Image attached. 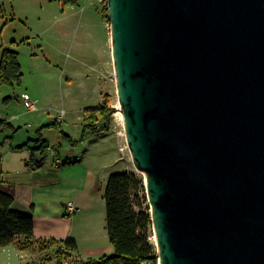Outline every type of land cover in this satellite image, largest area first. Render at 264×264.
I'll use <instances>...</instances> for the list:
<instances>
[{"label":"water","instance_id":"95a60500","mask_svg":"<svg viewBox=\"0 0 264 264\" xmlns=\"http://www.w3.org/2000/svg\"><path fill=\"white\" fill-rule=\"evenodd\" d=\"M158 264H264V0H106Z\"/></svg>","mask_w":264,"mask_h":264},{"label":"rangeland","instance_id":"374dc122","mask_svg":"<svg viewBox=\"0 0 264 264\" xmlns=\"http://www.w3.org/2000/svg\"><path fill=\"white\" fill-rule=\"evenodd\" d=\"M4 48L17 50L22 79L20 84H0L1 116L19 114L23 122L31 123L33 116L48 120L61 108L76 115L100 105L103 93L114 110L105 135L117 161L109 171L129 169L143 178L128 149L123 153L119 149V144L127 143L116 115L118 96L106 0H80L75 5L67 0H0V59ZM23 94L35 100L37 112L23 107ZM144 205L150 209L147 197ZM150 230L154 244L152 226Z\"/></svg>","mask_w":264,"mask_h":264},{"label":"crops","instance_id":"0c3cea01","mask_svg":"<svg viewBox=\"0 0 264 264\" xmlns=\"http://www.w3.org/2000/svg\"><path fill=\"white\" fill-rule=\"evenodd\" d=\"M23 107L29 112L39 110L38 106L35 111L24 104ZM87 116L84 111L70 116L63 108L48 120L33 116L31 123L23 122L19 114L0 115L1 119L19 127L17 131L0 129V183L13 189L11 209L32 216L34 239L45 244L50 240L74 239L82 259L113 252L105 228L103 193L111 174L109 169L117 161L106 142V132L83 131ZM37 138L49 145L40 166L29 160V147L14 148L25 142L33 145ZM40 157L39 153L33 155L34 159ZM69 202L75 206L72 213L67 211ZM56 246L48 244L43 251L37 245L20 250L17 243H10L0 247V264H54Z\"/></svg>","mask_w":264,"mask_h":264},{"label":"trees","instance_id":"16d2710c","mask_svg":"<svg viewBox=\"0 0 264 264\" xmlns=\"http://www.w3.org/2000/svg\"><path fill=\"white\" fill-rule=\"evenodd\" d=\"M80 0H67L71 5ZM19 54L11 48H4L0 59V84H20L22 71ZM113 108L103 99L97 107L84 110L88 114L84 118L83 131L93 133L107 132L110 129ZM13 126L0 118V129ZM62 135L67 137L63 131ZM29 147L31 158L35 166L43 164L49 145L45 140L37 138L33 145L28 142L14 147L22 149ZM39 153V159L33 155ZM145 185L142 176L135 171L111 173L106 181L103 197L105 201V228L113 247V252L103 254L98 258L82 259L78 254V247L74 239L50 240L49 245L56 244L54 264H143L149 262L157 264L156 246L150 242L151 217L146 201ZM13 189L0 183V247L17 243L20 250H29L37 245L43 251L48 244L33 238V220L29 214L12 210Z\"/></svg>","mask_w":264,"mask_h":264},{"label":"built area","instance_id":"2783aa9c","mask_svg":"<svg viewBox=\"0 0 264 264\" xmlns=\"http://www.w3.org/2000/svg\"><path fill=\"white\" fill-rule=\"evenodd\" d=\"M21 99H22L24 106L27 109L32 110V111H35L37 109L36 103L30 98V96L28 94H23ZM119 149H120L121 153H123L125 151L124 149H128V147L126 144L123 146L119 144ZM50 152L54 153V150L51 149ZM128 152H129V149H128ZM129 154H130V152H129ZM74 210H75L74 204L72 202H69L67 204V211L69 213H72Z\"/></svg>","mask_w":264,"mask_h":264},{"label":"bare ground","instance_id":"6f19581e","mask_svg":"<svg viewBox=\"0 0 264 264\" xmlns=\"http://www.w3.org/2000/svg\"><path fill=\"white\" fill-rule=\"evenodd\" d=\"M117 100H118V98H117ZM116 108H117L116 115L118 116V118H119V120H120V124L122 125V128H123V114H122V112L120 111V102H119V100L117 101V106H116ZM123 131H124V129H123ZM142 174H143V173H142ZM143 178H144V174H143ZM153 240H154V244H155V246H156V238H155L154 233H153Z\"/></svg>","mask_w":264,"mask_h":264}]
</instances>
